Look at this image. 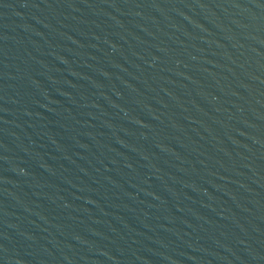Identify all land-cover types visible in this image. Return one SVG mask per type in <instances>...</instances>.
<instances>
[{
  "label": "water",
  "instance_id": "95a60500",
  "mask_svg": "<svg viewBox=\"0 0 264 264\" xmlns=\"http://www.w3.org/2000/svg\"><path fill=\"white\" fill-rule=\"evenodd\" d=\"M0 264H264V0H0Z\"/></svg>",
  "mask_w": 264,
  "mask_h": 264
}]
</instances>
